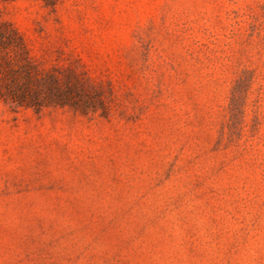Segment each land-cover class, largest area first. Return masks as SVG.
Returning a JSON list of instances; mask_svg holds the SVG:
<instances>
[{
    "label": "rangeland",
    "instance_id": "rangeland-1",
    "mask_svg": "<svg viewBox=\"0 0 264 264\" xmlns=\"http://www.w3.org/2000/svg\"><path fill=\"white\" fill-rule=\"evenodd\" d=\"M105 108L0 100V264H264V0H0Z\"/></svg>",
    "mask_w": 264,
    "mask_h": 264
},
{
    "label": "trees",
    "instance_id": "trees-1",
    "mask_svg": "<svg viewBox=\"0 0 264 264\" xmlns=\"http://www.w3.org/2000/svg\"><path fill=\"white\" fill-rule=\"evenodd\" d=\"M54 6L56 0H43ZM0 100L13 108H32L40 112L49 107H69L87 114L105 108L98 89L81 73L69 69L65 76L46 70L32 57L26 41L0 12Z\"/></svg>",
    "mask_w": 264,
    "mask_h": 264
}]
</instances>
